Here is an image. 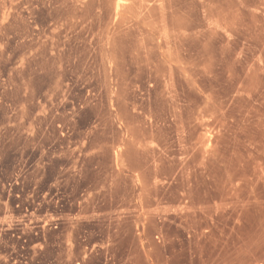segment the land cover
<instances>
[{"label": "rangeland", "instance_id": "1", "mask_svg": "<svg viewBox=\"0 0 264 264\" xmlns=\"http://www.w3.org/2000/svg\"><path fill=\"white\" fill-rule=\"evenodd\" d=\"M23 240L0 264H264V0H0Z\"/></svg>", "mask_w": 264, "mask_h": 264}, {"label": "built area", "instance_id": "2", "mask_svg": "<svg viewBox=\"0 0 264 264\" xmlns=\"http://www.w3.org/2000/svg\"><path fill=\"white\" fill-rule=\"evenodd\" d=\"M18 177L16 176L14 179L16 180ZM8 193V197L12 196L16 199L20 198L21 197V194L18 193V192H15V193H10V192H7ZM48 196V193H43L42 195V199L46 200ZM54 197H49L48 198V201H44L43 204L45 205H48V202H50ZM55 203H58V199H55ZM18 207V206H17ZM23 217L27 216V213H28V208L25 207L23 209ZM17 220H19V218H17ZM20 220L22 221L23 219L20 218ZM57 220H59V218L55 215H53L51 212H49V209L48 208H45L44 210V213L43 215L41 216L40 218V221L42 222V225L45 226V225H48L49 227H53L54 229L57 228ZM48 221H50V223H48ZM54 224V225H53ZM21 236H17V238H20ZM24 244H25V240H23V242L20 244L19 246V256H18V259L16 260L15 258L11 257V256H8L7 254H0V258H2L4 261H11L13 263H16V262H22L25 260V257L24 255L21 253L23 250H24ZM13 253V252H11Z\"/></svg>", "mask_w": 264, "mask_h": 264}]
</instances>
